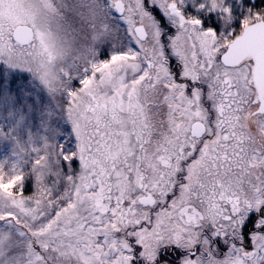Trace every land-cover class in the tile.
<instances>
[{"label":"snow or ice","instance_id":"1","mask_svg":"<svg viewBox=\"0 0 264 264\" xmlns=\"http://www.w3.org/2000/svg\"><path fill=\"white\" fill-rule=\"evenodd\" d=\"M0 264H264V0H0Z\"/></svg>","mask_w":264,"mask_h":264}]
</instances>
